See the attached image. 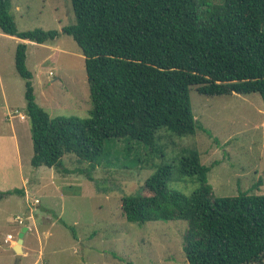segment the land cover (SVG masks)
<instances>
[{
  "label": "trees",
  "instance_id": "obj_1",
  "mask_svg": "<svg viewBox=\"0 0 264 264\" xmlns=\"http://www.w3.org/2000/svg\"><path fill=\"white\" fill-rule=\"evenodd\" d=\"M71 5L75 22L60 32H20L12 0H0V32L22 41L14 68L24 81L32 167L94 181L97 168L118 162V141L127 144L126 160L131 143L151 157L162 156V129L178 137L197 129L190 87L205 96L256 93L264 102V0H71ZM60 34L70 36L84 58L92 104L87 118H52L35 100L26 42L42 45ZM115 140L112 155L107 144ZM66 154L83 167L66 169L61 162ZM177 172L197 184L190 195L168 188L172 168L161 165L135 194L121 199L122 217L139 226L185 222L187 264H264V195L214 196L209 168L195 150L183 151ZM24 195L14 188L0 192V201Z\"/></svg>",
  "mask_w": 264,
  "mask_h": 264
},
{
  "label": "rangeland",
  "instance_id": "obj_2",
  "mask_svg": "<svg viewBox=\"0 0 264 264\" xmlns=\"http://www.w3.org/2000/svg\"><path fill=\"white\" fill-rule=\"evenodd\" d=\"M11 14L20 32H60L75 22L71 0H12ZM19 43L16 37L0 36V132L11 135L15 130L18 136V167L27 177L28 195L0 201V264H15L10 241L5 239L11 234L15 245L22 227H28L29 233L23 238L27 254L19 264H187L182 250L185 222L139 226L128 223L120 210L121 199L135 194L161 165L172 168L168 188L190 195L197 184L177 172L184 150H195L209 168L214 196L264 195V102L256 93L205 96L190 87L197 121L193 135L178 137L162 129L158 141L162 156L151 157L131 143L128 160L125 141L109 142L107 151L112 155L111 145L117 142L118 162L97 168L94 181L32 167L29 124L19 120L20 115L27 120L24 81L14 68ZM26 45L36 103L52 118H87L92 104L84 58L73 39L60 34L43 45ZM7 113L15 118L9 121ZM137 157L141 162L131 161ZM61 162L69 170L83 167L73 154L64 155Z\"/></svg>",
  "mask_w": 264,
  "mask_h": 264
},
{
  "label": "crops",
  "instance_id": "obj_3",
  "mask_svg": "<svg viewBox=\"0 0 264 264\" xmlns=\"http://www.w3.org/2000/svg\"><path fill=\"white\" fill-rule=\"evenodd\" d=\"M0 36H6V37L11 38V39L13 38L12 36H8V35H5L3 33H0ZM0 79H1V71H0ZM0 84H2L1 80H0ZM35 94L36 93L34 90V95ZM35 99H36V95H35ZM5 106L7 107V105H5ZM7 115L9 116L8 117L9 121H11L15 118L14 116H11L9 113L5 114V116H7ZM22 116L24 117V115L19 116V120L26 122L27 120H25V118L22 119L21 118ZM10 125L12 128V124H10ZM14 131L15 130H12L11 135L0 132V192L7 191L10 189H14V188H18V189H23L24 193L26 194V197H27V195H28L27 177L24 175V172H22L23 170L20 171V169L18 167V161H19V157H20V146H19L18 136L16 135V133ZM13 164L15 165V168L14 167L12 168ZM28 230H29V228H28ZM28 230H27L26 234L29 233ZM8 236H12V235L7 234L5 242H6V240H8V238H7ZM9 241H10L9 246L12 249L14 246V245H11V242H13V237H12V240H9ZM22 249H23V254H22L21 259L24 258L27 254L26 247L24 246V242H23Z\"/></svg>",
  "mask_w": 264,
  "mask_h": 264
},
{
  "label": "water",
  "instance_id": "obj_4",
  "mask_svg": "<svg viewBox=\"0 0 264 264\" xmlns=\"http://www.w3.org/2000/svg\"><path fill=\"white\" fill-rule=\"evenodd\" d=\"M28 228L27 227H22L20 232L18 233V237H17V241L15 243V245L13 246L12 250L14 252V258H15V264H19V261L22 257L23 254V238L25 233L27 232Z\"/></svg>",
  "mask_w": 264,
  "mask_h": 264
},
{
  "label": "built area",
  "instance_id": "obj_5",
  "mask_svg": "<svg viewBox=\"0 0 264 264\" xmlns=\"http://www.w3.org/2000/svg\"><path fill=\"white\" fill-rule=\"evenodd\" d=\"M49 75H51V73H50ZM21 118L23 119L24 117L22 116ZM17 220H18L19 222H21L19 218H17ZM7 238H8V240H12V236H8Z\"/></svg>",
  "mask_w": 264,
  "mask_h": 264
},
{
  "label": "bare ground",
  "instance_id": "obj_6",
  "mask_svg": "<svg viewBox=\"0 0 264 264\" xmlns=\"http://www.w3.org/2000/svg\"><path fill=\"white\" fill-rule=\"evenodd\" d=\"M16 243V242H15Z\"/></svg>",
  "mask_w": 264,
  "mask_h": 264
}]
</instances>
